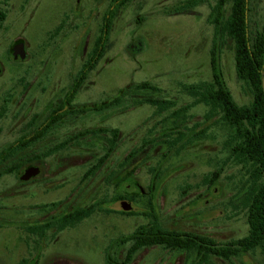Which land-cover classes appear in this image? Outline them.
<instances>
[{"label": "rangeland", "instance_id": "374dc122", "mask_svg": "<svg viewBox=\"0 0 264 264\" xmlns=\"http://www.w3.org/2000/svg\"><path fill=\"white\" fill-rule=\"evenodd\" d=\"M186 1L129 0L112 13L101 55L83 71L86 77L76 98L86 105L96 103L95 108H87L86 114L80 115V127H115L120 131L111 160L117 163L113 161L111 168L120 170L117 197L111 201L109 184L98 182L96 196L80 198L77 205L86 207L100 198L102 205L115 209L116 214L94 213L62 232L55 237L62 241L42 249L48 252L41 264H106L108 258L119 264L131 246V241L124 239L147 224L150 214L164 228L203 236L218 246L247 234L243 204L248 173L243 164L232 159L228 128L222 122L213 124V119L204 121L206 108L196 104L197 97L189 92L190 86L211 81L209 52L214 30L208 18L214 2L204 0L185 12ZM110 2L0 0L5 16L0 22V102L7 101L8 117L4 127L16 125L17 113L28 108L44 116L50 100L63 95L65 85L92 58ZM250 10L254 29L261 22L263 1L250 0ZM17 41L24 43L23 59L13 57L11 49ZM218 64L234 101L249 104L252 96L236 77L228 38L221 42ZM141 84L155 91L134 88ZM126 87H130L129 92L117 101L119 90ZM112 95L116 102L110 106ZM148 99L169 102L170 109L156 115ZM174 111L177 118L169 116ZM171 121L181 125L177 129L184 137L175 138L181 140L177 147L182 148L167 152L166 145L158 143L145 148L143 159L132 161L127 170L131 175L126 178L123 164L119 168L122 158L140 146L150 131L167 132ZM103 138L91 140L99 146L98 150L92 148L93 157L103 154ZM89 157L90 152L85 153V165L92 163ZM82 168L62 167L56 175H46V183L27 185L19 196L2 201L0 264L8 254L32 251L23 242L32 241L25 227L48 218L36 206L71 196ZM10 184L6 178L0 182V189ZM122 202L128 203V210L120 207ZM127 264H264V257L259 251L228 260L210 255L201 263L193 252L153 246L137 250Z\"/></svg>", "mask_w": 264, "mask_h": 264}, {"label": "trees", "instance_id": "16d2710c", "mask_svg": "<svg viewBox=\"0 0 264 264\" xmlns=\"http://www.w3.org/2000/svg\"><path fill=\"white\" fill-rule=\"evenodd\" d=\"M128 1L111 0L104 15V26L92 58L89 60L90 63L97 60L101 55L102 42L105 40L103 37L105 35L106 38L107 25L112 13ZM203 1H186L187 9L185 8V12H190L189 9ZM262 1L261 22L254 29H251L250 0H213L214 5L211 7L208 18V22L214 30V40L209 52L211 81L208 84L203 83L199 86L189 87L190 95L197 97L196 104H202L206 108L203 116L204 121L213 119V124L222 122L228 128L232 159L236 163L243 164L249 176L245 192L246 198L243 204L247 234L224 245L218 246L212 243L210 253L225 260L254 251H259L264 257V93L261 81L264 72V0ZM224 38H228L232 43L236 77L247 86L251 93L252 100L249 104H237L225 86L218 64V54ZM129 88L119 90L117 101L120 100L119 97H123L129 92ZM134 88L138 90L146 88L155 91L147 84H141V87L134 86ZM147 102L152 106L154 105L156 115L170 109L169 102L157 99H148ZM104 104L105 102H102L101 105ZM176 112L170 113L169 116L177 118ZM166 126L169 130L163 134L150 131L142 139L140 146L134 147L126 157H131L132 161L141 160L143 159L142 151L145 148L151 149L157 143L165 144L167 152L173 150L178 152L182 146L180 148L177 146L184 137L177 129L181 125L171 121V124ZM115 132L118 142L120 131L117 129ZM175 137H179L181 140L179 141ZM162 156L165 157L166 155L163 154ZM20 168L23 169V166ZM148 216L147 224L140 225L129 237L124 239V241H131L125 263H128L127 261L137 250L153 245H164L165 248L171 250H196L198 261L201 263L205 261L208 255L205 243V241H209L207 238L182 231L169 230L162 227L155 216L152 214ZM72 223V221L69 222V224Z\"/></svg>", "mask_w": 264, "mask_h": 264}, {"label": "flooded vegetation", "instance_id": "af4514ba", "mask_svg": "<svg viewBox=\"0 0 264 264\" xmlns=\"http://www.w3.org/2000/svg\"><path fill=\"white\" fill-rule=\"evenodd\" d=\"M0 17L1 22L5 18L1 11ZM20 43L24 50V43L19 41L17 44L13 43L14 45L11 49L12 54L13 49ZM91 65L92 63L90 62L85 63L75 73L73 79L65 85L66 88L63 90V95H59L56 99L50 100L44 116L41 112H30L28 108L22 113H17L14 118V121L18 120L16 125L13 121L12 123L14 125L12 127L10 124L9 127H4V123L8 120L5 112L7 101L3 100L2 103L0 102V182L6 178L11 181V184L5 189H0V211L3 208L1 206L2 201L13 196H19L23 187L33 183H46V175H56L62 167L74 166L80 168L83 166V173L72 189L71 196L67 195L59 202H50L36 206V209L47 213L48 218L43 223L35 222L25 227L32 241L23 242L32 247V251L23 255L8 254V259L3 260L4 264H41L40 262L46 258L45 255L48 252L47 250L42 252V249H48V245L55 243H52L53 241H62L58 237L55 238L56 236H59L62 232L67 231L77 224L83 223L93 216L94 213L116 214L115 209L102 205L100 198L97 200L94 199L86 207L77 205L78 199L80 198H93L96 196L98 182L109 184V197L111 201L115 202L117 197L115 191L117 186L116 179L120 171H117V167L114 170L111 168V164H117L114 160V162L111 161L116 153L117 143L119 142H117L115 132L117 128L80 127L81 124L83 125V117L80 118V115L86 114L85 110L87 108H95L96 106V103L86 105L83 100L76 98L86 77L83 71L87 66L89 69ZM1 70L2 68L0 66ZM112 96L110 106L116 102V97L114 95ZM100 136H104L103 145H101L104 152L99 156L94 155L96 157H93L91 153L93 151L92 148L95 147V150H98L99 146L98 142L93 145L91 140L99 138ZM6 138H12V140L4 141ZM89 152V159L92 158L93 161L85 165V153ZM126 155L119 163V168L123 164L125 177L128 178L131 175V170H127L132 165V159L131 157L127 158ZM22 166L23 169L20 168ZM30 169H37V172L30 175L27 179H22L25 172ZM58 207H61V210L56 211ZM70 221L73 223L69 224ZM72 241H80V239H74ZM198 242L202 243L201 241ZM205 243L208 252L205 260H207L208 256L212 255L210 253L212 250V241H205ZM153 246L161 247L168 251H180L165 248L164 245ZM185 252H193L197 257L196 250ZM125 259L126 255H124L119 264H127L124 262L126 261ZM106 264H117V262L114 259L108 258Z\"/></svg>", "mask_w": 264, "mask_h": 264}, {"label": "water", "instance_id": "95a60500", "mask_svg": "<svg viewBox=\"0 0 264 264\" xmlns=\"http://www.w3.org/2000/svg\"><path fill=\"white\" fill-rule=\"evenodd\" d=\"M13 57H14V58L19 57V58H21V59L24 58L23 46H22L21 43L18 44V46L15 47V48L13 49ZM261 81H262L263 93H264V78H263V77H262ZM36 172H37V169H30V170H27V171L25 172V174L22 176V179H27L30 175H33V174H35ZM120 207H121L123 210H128V207H129V206H128V203H127V202H122V203L120 204Z\"/></svg>", "mask_w": 264, "mask_h": 264}]
</instances>
